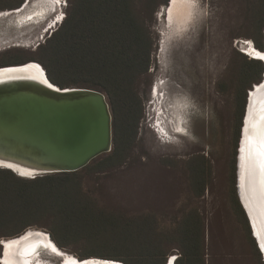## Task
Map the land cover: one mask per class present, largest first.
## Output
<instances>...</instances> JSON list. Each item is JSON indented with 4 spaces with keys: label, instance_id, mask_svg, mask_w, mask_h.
<instances>
[{
    "label": "rangeland",
    "instance_id": "rangeland-1",
    "mask_svg": "<svg viewBox=\"0 0 264 264\" xmlns=\"http://www.w3.org/2000/svg\"><path fill=\"white\" fill-rule=\"evenodd\" d=\"M28 1L2 0L0 13ZM158 1L156 12L146 17L153 41L151 64L137 84L141 119L127 163L83 175V191L118 215L137 220L148 217L149 232L168 237L190 213L198 214L204 221V234L200 236L198 226L194 230L193 249L198 256L193 264H264L236 193L237 149L244 114L240 105L242 95L247 96L254 84L242 86L239 92V76L246 69L245 58H254L247 52L250 45L255 47L253 38L264 49V30L263 35H257L247 17V12L258 6L256 0H188L186 6L181 5L184 19L172 26L167 24L169 0ZM43 8L48 14L26 21L29 23L22 27L16 16L0 19V67L14 61H34L38 46L68 13V0H33L23 16ZM198 154L211 163L202 197L197 185L190 184L186 165ZM233 193L247 226L235 210ZM30 229L48 233L36 226L24 232ZM7 239L0 238V264H4L2 241ZM75 248L73 252L61 250L80 260L77 255L84 247ZM181 249L169 238L164 244L166 263L173 259L174 264H188ZM127 257L142 264L135 256ZM49 262L61 264L59 259Z\"/></svg>",
    "mask_w": 264,
    "mask_h": 264
},
{
    "label": "trees",
    "instance_id": "trees-1",
    "mask_svg": "<svg viewBox=\"0 0 264 264\" xmlns=\"http://www.w3.org/2000/svg\"><path fill=\"white\" fill-rule=\"evenodd\" d=\"M159 3L158 0H68V13L38 46L34 61L56 86L95 89L105 95L112 113V149L73 173L24 179L0 169V238L16 237L36 226L46 229L60 249L72 251L77 245L83 246L84 251L77 255L80 260L98 258L125 264H136L128 255L139 258L142 264H165L164 244L170 238L181 246L188 264L195 263L198 255L193 249L194 230L198 226L200 236L204 234V221L198 214L190 213L168 237L166 233L149 232L148 217L137 220L106 210L82 188L83 175L127 163L130 144L141 119L137 84L151 64L153 41L146 17L156 12ZM256 3L258 6L251 8L247 17L257 35H263L264 0ZM253 42L257 49H263L256 39ZM34 61H14L7 65ZM245 64L246 69L239 76V92L244 85L247 88L251 83L256 85L264 69L259 60L245 58ZM243 99H246L244 94L240 109L244 108ZM131 120L133 126L129 129ZM186 165L189 182L197 185L202 197L207 188L205 174L211 163L198 154ZM232 197L237 214L247 226L234 193ZM135 227L138 231H134Z\"/></svg>",
    "mask_w": 264,
    "mask_h": 264
},
{
    "label": "water",
    "instance_id": "water-1",
    "mask_svg": "<svg viewBox=\"0 0 264 264\" xmlns=\"http://www.w3.org/2000/svg\"><path fill=\"white\" fill-rule=\"evenodd\" d=\"M262 52L264 53V49ZM253 59L262 62L264 67V60ZM44 76L50 82L46 72ZM263 80L264 69L259 83H263ZM50 85L56 90L28 79H7L0 82V159L13 161L21 169L26 168L31 172L28 176H21L14 169L2 166L0 169L9 170L24 179L73 173L111 151L112 115L105 95L95 89L59 87L53 83ZM253 87L254 85L251 88ZM248 94L249 90L243 124L247 116ZM260 124L264 145V121ZM243 129L244 125L240 130L239 146ZM237 150L236 193L264 262V254L256 238L251 217L240 195V147ZM261 150L264 151V148L261 147ZM23 254L30 255L32 250ZM165 264H169V261Z\"/></svg>",
    "mask_w": 264,
    "mask_h": 264
},
{
    "label": "bare ground",
    "instance_id": "bare-ground-1",
    "mask_svg": "<svg viewBox=\"0 0 264 264\" xmlns=\"http://www.w3.org/2000/svg\"><path fill=\"white\" fill-rule=\"evenodd\" d=\"M31 1L33 0L26 2L20 9L0 13V19L10 15L16 16L19 20V26L22 27L24 23H29L33 20L39 19L40 16L48 14V10L43 8L40 11H35L33 13L30 12L27 15L28 17L23 16V12L29 7ZM43 2H46V0H43ZM186 2H188V0H169V6L167 8L168 26L182 22L185 11H181L184 8H182L181 5L183 6L187 4ZM247 52L256 59H259L257 53L264 55L263 52L258 51L252 45L248 47ZM44 73V69L36 62L0 67V82L7 79H28L56 90L50 85L51 83L46 79ZM248 96L249 103L246 110L247 116L245 123H242L244 129L241 145H238V148L240 147L238 183L243 204L249 212L256 238L261 244V242L264 241V183H262L264 182V171L261 169V160L264 158L260 155L262 151L261 145H263L260 123H262V120L264 121V80L263 83L254 85V87L249 90ZM1 166L14 169L15 172H19L21 176H28L27 174H30L31 172V170L26 168L21 169L13 161H7L4 159H0V167ZM2 242V262L4 264H30L31 261L35 260L37 257L35 256L37 253L36 250H44L53 255L56 254L61 256L62 264H123L118 261L98 258H85L81 261L77 260L75 257L67 255L60 250L55 243L49 239L48 234L32 229L19 236L3 240ZM10 242L11 246H9ZM53 248H55V251H53ZM31 250L32 254H23L26 252L28 253ZM38 261L39 264H46L41 260ZM169 264H174L173 259L169 261Z\"/></svg>",
    "mask_w": 264,
    "mask_h": 264
},
{
    "label": "flooded vegetation",
    "instance_id": "flooded-vegetation-1",
    "mask_svg": "<svg viewBox=\"0 0 264 264\" xmlns=\"http://www.w3.org/2000/svg\"><path fill=\"white\" fill-rule=\"evenodd\" d=\"M24 6V5H23ZM22 6V7H23ZM17 9H20V8H17ZM16 10V9H15ZM45 232V231H44ZM48 234V233H47ZM49 235V234H48ZM49 239H51V237H50V235H49ZM52 240V239H51ZM53 242V241H52ZM54 243V242H53ZM39 245V244H38ZM56 245V244H55ZM57 246V245H56ZM60 249V248H59ZM61 250V249H60ZM63 251V250H62ZM36 255L35 256H37L36 257V259L35 260H32L31 261V263L30 264H33L36 260L38 261V260H41V261H43V262H45V263H50L49 262V260H51V259H59L60 261H61V264H62V258H61V256H59V255H53V254H51V253H49V252H45L44 250H42V251H39V250H36ZM64 252V251H63ZM49 253V254H48ZM48 256L47 257V259H43V256ZM34 256V257H35ZM49 258H51V259H49ZM49 259V260H48ZM48 261V262H47Z\"/></svg>",
    "mask_w": 264,
    "mask_h": 264
},
{
    "label": "snow or ice",
    "instance_id": "snow-or-ice-1",
    "mask_svg": "<svg viewBox=\"0 0 264 264\" xmlns=\"http://www.w3.org/2000/svg\"><path fill=\"white\" fill-rule=\"evenodd\" d=\"M257 56L259 59L264 60V55H260L259 53H257ZM262 148H264V145H262ZM260 155L262 157H264V151H262L260 153ZM261 169H262V171H264V159L261 160ZM262 183H264V182H262ZM9 246H11V242L9 243ZM260 248H261V251H264V241L261 242ZM53 251H55V248H53Z\"/></svg>",
    "mask_w": 264,
    "mask_h": 264
}]
</instances>
